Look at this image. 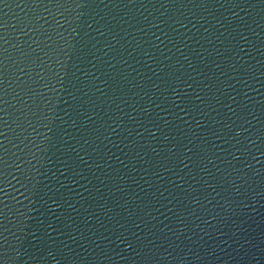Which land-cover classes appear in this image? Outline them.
I'll return each instance as SVG.
<instances>
[{
    "label": "water",
    "instance_id": "obj_1",
    "mask_svg": "<svg viewBox=\"0 0 264 264\" xmlns=\"http://www.w3.org/2000/svg\"><path fill=\"white\" fill-rule=\"evenodd\" d=\"M55 0H0V34Z\"/></svg>",
    "mask_w": 264,
    "mask_h": 264
}]
</instances>
